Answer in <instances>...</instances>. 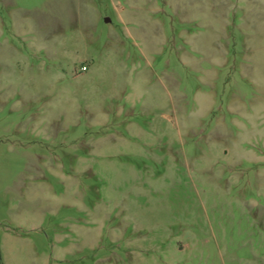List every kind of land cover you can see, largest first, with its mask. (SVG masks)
I'll return each instance as SVG.
<instances>
[{
	"label": "rangeland",
	"instance_id": "1",
	"mask_svg": "<svg viewBox=\"0 0 264 264\" xmlns=\"http://www.w3.org/2000/svg\"><path fill=\"white\" fill-rule=\"evenodd\" d=\"M0 264H264V0H0Z\"/></svg>",
	"mask_w": 264,
	"mask_h": 264
},
{
	"label": "built area",
	"instance_id": "2",
	"mask_svg": "<svg viewBox=\"0 0 264 264\" xmlns=\"http://www.w3.org/2000/svg\"><path fill=\"white\" fill-rule=\"evenodd\" d=\"M83 69H87V67H86V66H84V67H83Z\"/></svg>",
	"mask_w": 264,
	"mask_h": 264
}]
</instances>
